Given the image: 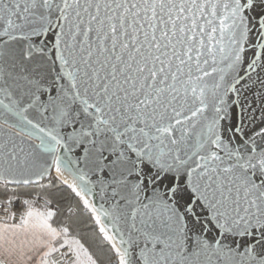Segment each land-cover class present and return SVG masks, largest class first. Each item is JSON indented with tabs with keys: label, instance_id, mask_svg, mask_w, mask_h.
Returning <instances> with one entry per match:
<instances>
[{
	"label": "snow or ice",
	"instance_id": "1",
	"mask_svg": "<svg viewBox=\"0 0 264 264\" xmlns=\"http://www.w3.org/2000/svg\"><path fill=\"white\" fill-rule=\"evenodd\" d=\"M5 126L0 264H264V0H0Z\"/></svg>",
	"mask_w": 264,
	"mask_h": 264
},
{
	"label": "water",
	"instance_id": "2",
	"mask_svg": "<svg viewBox=\"0 0 264 264\" xmlns=\"http://www.w3.org/2000/svg\"><path fill=\"white\" fill-rule=\"evenodd\" d=\"M9 119H10L11 123H17V121L14 118L10 117ZM8 131H10V129L7 126H5L3 128H0V140L6 138V137L3 136V133L8 132ZM11 131H12L13 135H15V130H11ZM21 139L27 141V137H25V136H17V140H21ZM30 142L34 144V143H37L38 141L33 140V141H30Z\"/></svg>",
	"mask_w": 264,
	"mask_h": 264
}]
</instances>
